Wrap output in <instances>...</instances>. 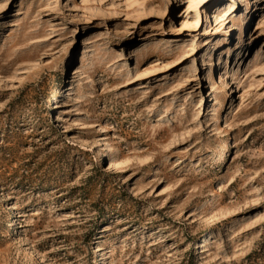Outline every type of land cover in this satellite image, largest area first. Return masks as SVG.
Wrapping results in <instances>:
<instances>
[{"label":"rangeland","instance_id":"1","mask_svg":"<svg viewBox=\"0 0 264 264\" xmlns=\"http://www.w3.org/2000/svg\"><path fill=\"white\" fill-rule=\"evenodd\" d=\"M0 264H264V0H0Z\"/></svg>","mask_w":264,"mask_h":264},{"label":"bare ground","instance_id":"2","mask_svg":"<svg viewBox=\"0 0 264 264\" xmlns=\"http://www.w3.org/2000/svg\"><path fill=\"white\" fill-rule=\"evenodd\" d=\"M261 0H249V6L253 5V4H257L258 2H260ZM221 14L219 12H211L209 13V18L213 19L214 21L215 20H218V15ZM229 66V65H228ZM222 76V75H221Z\"/></svg>","mask_w":264,"mask_h":264}]
</instances>
